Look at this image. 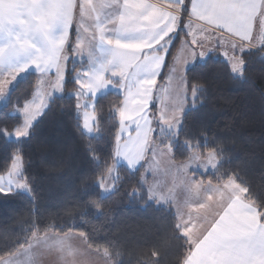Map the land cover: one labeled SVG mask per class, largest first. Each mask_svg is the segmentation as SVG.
<instances>
[{
  "label": "snow or ice",
  "instance_id": "obj_1",
  "mask_svg": "<svg viewBox=\"0 0 264 264\" xmlns=\"http://www.w3.org/2000/svg\"><path fill=\"white\" fill-rule=\"evenodd\" d=\"M181 29L187 39H180ZM174 40L180 42V56L172 58L168 80L179 76L180 87L170 93L157 81ZM256 48L264 51V0H0V101L12 105L13 113H22L11 126L0 117V135L17 140L6 158L10 165L0 174V195L24 192L34 199L25 175V145L54 93L75 85L68 95L75 98L81 115L78 126L92 136L102 132L100 94L111 88L123 97L107 110L116 130L104 158L95 155L104 149L86 146L97 162L87 194L102 201L120 191L128 182L119 173L122 161L129 179L147 165L136 181L140 187L125 194H139L142 205H175L173 228L184 241L175 264H264V195L256 193L243 170L224 167L229 158L222 144L214 142L215 147L201 152L204 134L198 138L185 124L186 73L192 66L215 52L226 58L231 73L243 77L244 55ZM76 57H86L88 63L78 70ZM33 70L38 74L35 89L16 96L13 103L21 78ZM201 90L192 86V97ZM177 153L187 159L177 164ZM157 157L183 176L182 189L194 197L190 202L177 200L173 189L165 193L155 182L148 183ZM209 168L217 173L215 183L198 174ZM90 205L104 214L97 200ZM55 227L66 226H48ZM71 238L82 242L83 251L73 248ZM52 252L60 264H81L78 257L85 254L100 264H121L112 260L120 256L118 251L93 247L87 233L69 228L63 235L50 234L35 223L22 238L0 246V264H41ZM150 256L142 264H159L158 250H151Z\"/></svg>",
  "mask_w": 264,
  "mask_h": 264
},
{
  "label": "trees",
  "instance_id": "obj_2",
  "mask_svg": "<svg viewBox=\"0 0 264 264\" xmlns=\"http://www.w3.org/2000/svg\"><path fill=\"white\" fill-rule=\"evenodd\" d=\"M179 36L183 39L185 32ZM174 44L166 57L167 67L158 78L160 84L167 78L172 58L180 46L179 40H174ZM244 59L247 68L243 77L231 73L226 59L217 53L192 66L186 73L188 96L192 97V86H202V90L188 100L185 124L198 138L204 134L201 142L206 147L201 152L215 147L214 142L222 144L224 154L229 158L224 167L243 170L242 174L256 193L264 195V51L253 49L244 55ZM82 64L84 62H76L78 70ZM37 77L38 74L32 72L21 78L13 103L16 96L33 92ZM74 87V84H67L66 92L52 97L25 145V175L29 178L34 199L24 192L14 196L0 195V246L22 238L35 223L49 233L63 235L69 228L72 232L87 233L93 247L103 245L120 253L119 257H112L114 262L119 259L121 264H142L144 260H151L150 252L156 249L160 252L159 264H175L177 254L184 251L180 248L184 241L173 228L176 222L174 209L152 201L142 205L139 194H125L132 187H140L136 181L143 175L145 167L129 179L127 166L121 164L120 176L128 182L120 191L102 201L87 194L95 179L93 170L97 162L90 158L86 146L91 144L94 149H104L95 155L105 157L111 135L116 130L113 128L115 121L107 110L118 105L123 97L112 90L100 95L104 110L102 132L89 136L78 126L82 119L75 109V98L68 95ZM11 109L12 105H0V117H6L10 126L17 118L22 119ZM16 145L17 140L0 135V174H4L6 165H10L6 158ZM186 159L179 153L174 156L178 163ZM198 174L216 182L215 170L198 171ZM91 200L101 204L103 215L96 213L90 205ZM49 225L66 227L49 229Z\"/></svg>",
  "mask_w": 264,
  "mask_h": 264
},
{
  "label": "crops",
  "instance_id": "obj_3",
  "mask_svg": "<svg viewBox=\"0 0 264 264\" xmlns=\"http://www.w3.org/2000/svg\"><path fill=\"white\" fill-rule=\"evenodd\" d=\"M153 2L165 3L166 0H153ZM185 22H186V19H185ZM225 35L227 37V34H225ZM227 38L230 39V37H227ZM256 49H258V48H256ZM97 52H99V51L97 50ZM211 54H213V53H211ZM222 57L225 58L224 56H222ZM82 60H83L82 62H84V64L88 63V59L86 57H83ZM75 61H76V59H75ZM33 72H34V70H33ZM167 77H168V75H167ZM166 80H167V78H166ZM166 80H165V82H166ZM157 83H158V81H157ZM108 90L114 91L113 89H108ZM106 92H108V91H106ZM4 103H2V104H4ZM16 114H19L22 116V113L17 112ZM93 135H95V134H93ZM8 138L11 139L10 137H8ZM12 140H14V139H12ZM156 160H157V165L155 166V170L153 172L147 174V176H146L148 183L153 184L155 182V184L158 185L160 188H162L165 193H167L169 189H173V195L176 196L177 200L181 201V203L190 202L194 197L191 194H189L187 191L182 189L183 176L178 174L174 168H170L166 159H163L161 157H157ZM176 163L178 164V162H176ZM121 164L126 165V162L122 161ZM146 168H147V165L145 166V170L143 172V175H145ZM171 207H173L175 209V205H172ZM58 235H60V234H58ZM69 243L73 246V248H79V249H81V251H83V245L79 239L71 238L69 240ZM78 259L81 262V264H93V261H95V264H100V262L97 258L86 255V254L81 255L80 257H78ZM41 264H60V260H59V257L57 256V254L55 252H52V253L46 254L42 257Z\"/></svg>",
  "mask_w": 264,
  "mask_h": 264
},
{
  "label": "rangeland",
  "instance_id": "obj_4",
  "mask_svg": "<svg viewBox=\"0 0 264 264\" xmlns=\"http://www.w3.org/2000/svg\"><path fill=\"white\" fill-rule=\"evenodd\" d=\"M182 31L185 32L184 29H181V30L179 31V33H181ZM183 39H187V37H183ZM212 46H213L212 44H209V45H208V47H212ZM180 49H181V45L179 46V49L177 50V53H176V55H175V57H176L177 59H178L179 56H180V51H179ZM214 53H215V52H214ZM97 55H99V52H97ZM75 59H76V62H82V61H83L81 57H76ZM201 61H202V60H201ZM172 65H173V64H172ZM158 85H159L161 88H163V87L166 86V87L169 89L170 93H171V92H174V91L178 90L179 87H180L179 76L174 77L171 81H169V80H168V77H167V80H166L165 83H163V84L158 83ZM45 87H46V85H45ZM110 89H111V88H110ZM106 91H109V90H106ZM106 91L102 92V94L106 93ZM59 94H61V92H56V93L53 94L52 97H54L55 95H59ZM189 99H192V97H189V96H188V93H187V106H186V110L189 108V103H188V100H189ZM82 102H83V101H82ZM2 103H4V101H0V105H2ZM10 138L16 140V138H15L14 136H13V137H10ZM121 163H122V162H121ZM178 164H180V163H178ZM198 171H200V172H202V173H207V172H210V171H214V169L209 168L207 172H203V170H198ZM163 205H164V204H163ZM172 208H173V207H172ZM173 209H174V208H173ZM174 212H175V209H174Z\"/></svg>",
  "mask_w": 264,
  "mask_h": 264
}]
</instances>
